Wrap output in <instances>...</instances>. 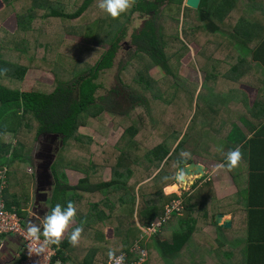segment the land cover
Returning a JSON list of instances; mask_svg holds the SVG:
<instances>
[{
    "label": "trees",
    "instance_id": "16d2710c",
    "mask_svg": "<svg viewBox=\"0 0 264 264\" xmlns=\"http://www.w3.org/2000/svg\"><path fill=\"white\" fill-rule=\"evenodd\" d=\"M168 1H174L180 5L183 0ZM93 2L94 0H82L80 3L78 0H0V19L5 17L6 11L14 12L17 21V31L13 35H6L2 27L0 28V171H3V168L6 169L3 171L5 190L6 193L9 190L7 195H10L7 198L4 196L6 206L8 209L14 205L18 207L16 192L19 193L18 190L24 183L18 168L26 161L34 143L33 140L43 134H56L57 142L61 141V145L57 159L51 166L56 179L54 204L66 205L68 201H72L76 206L77 202L88 204L95 201L96 207L94 206L92 211L96 214L100 201L104 203V211L102 207V212L99 214L103 220L97 226L98 220L92 223L91 230L83 231L76 247L70 245L66 237L62 240L56 255L61 258L62 264H104L108 258L109 249L115 250L117 254L125 252V264H134L139 259V254L131 250L136 242L145 247L148 252L147 259L144 258L142 264H190L186 259L182 260L181 255L185 251H190L189 242L195 234L194 209L197 210L196 215L207 218L210 222L213 215L212 210L210 213L212 205L208 203L210 197L207 195V186L197 188L195 193L187 198V193L184 194L183 207L191 211L186 219H181L180 215L175 214L173 228H169L167 223H162L160 230L152 234L150 238L148 237L147 241L144 236L139 240L142 231L133 219L135 201H137L135 213L139 223L141 226L148 227L154 219L163 215L165 204L178 198L174 193L164 194L163 187L174 182L172 177L179 166L185 163L181 155L183 152L190 153V160L193 156L214 158L215 161L224 159L225 152L223 155H214L200 151L198 146L210 132L214 131L216 135H219L224 124L228 126L224 115L227 116L226 107L231 105L228 104V99L223 93L224 87L217 81L223 76L227 49H230V52L237 51L240 42L243 44L245 42L243 37H253L254 22L253 20L250 22L249 18L239 13L236 0H215L211 9L207 4L208 0H200L197 9L185 7L179 29L176 27L178 15L161 17V21L166 20L167 17L173 18L170 20L176 24V38L181 31L186 41L212 45V47L208 46L209 55H204L202 52L205 49H203L200 52L203 56L196 60L199 68L204 71V81L196 95L193 115L185 127L190 117L197 85L192 83L193 92L187 94L184 91L185 87L175 82L164 81L161 86H157L160 80L155 81L147 72L151 66L160 65L171 78L176 80L179 76L175 71L170 70V66L180 58L187 49V45L183 46L182 39L177 38L181 45L166 55L164 53L166 49L162 47L161 42L163 38L160 32L161 25L155 28L154 18L147 21L140 32L132 36L135 38L136 51L143 53H135L133 57L138 62L134 66L140 68L136 69V74H132L131 79L133 78L132 81L140 85L137 87H141L139 89L142 94L133 95L132 99L135 102L141 101L143 106H149L150 97L158 99L159 103L160 98L164 96L163 92L166 93L164 97L166 101L163 100V104L161 101L156 109L160 125L157 135L160 139L156 144L146 148L144 144L152 140L150 135L152 128L145 126L146 121L145 129L141 128L143 122L139 123L140 127L128 122L125 123L118 142L109 146L97 143L92 136L79 133L78 127L86 123L88 115L95 116L101 110L99 106L95 109L96 105H93L99 87L98 78L101 72L111 66L118 42L124 36V29L118 35L116 33L112 35L110 47L104 51L101 50L102 57L92 65L89 62L92 58L90 53H98V49L84 47L90 55L86 54L84 57L86 63L83 67L78 63V68L70 74V78H73L70 85L58 79L56 85L50 90H47L48 87L45 86L32 89L25 86L23 81L28 67L38 62L33 56V53L35 54L33 48L39 43L36 42L40 31L38 27H43L44 22L51 18H64L67 19L68 30L71 31L79 25L77 22L81 18L85 16L86 19L88 18V14L85 15L84 12H88ZM147 3L149 7L147 9H155L156 5L153 1L150 0ZM68 4H72L73 8L66 12L65 6ZM139 7L146 8V0H136L132 9L137 10ZM254 13L255 11L250 12L251 19ZM236 14L238 17L235 19ZM76 20L78 21L75 22ZM99 21L103 22V19L92 20V24L96 22L100 24ZM230 25L231 28H229ZM156 31L160 32V38H157ZM64 44V40L60 39V42L53 45V51L58 48V51H66L68 46ZM42 45L44 46L45 43L42 42ZM78 61L79 59L76 60ZM87 62H89L88 65ZM55 76L59 78L61 74L56 73ZM222 93L223 96H221ZM188 103L189 106H187ZM128 117H130L129 114ZM113 118L115 121L118 120V116ZM218 121L221 127H218ZM231 125L234 126L232 123ZM7 132L15 136L14 145L2 140L3 134ZM232 133L233 130L227 131L226 135L230 136ZM180 135V140L174 146ZM227 142L226 149L229 151L234 149L238 140L232 137V140ZM60 153H63L62 161L59 159ZM57 164L59 167H56ZM65 164L83 173V177L74 185L66 183L62 170L59 172L60 166L63 167ZM160 164H162L161 167ZM158 167L160 169L152 180L142 183L135 189L142 179L151 175ZM105 168L110 169L107 179L102 177V170ZM59 178L63 181H59ZM13 186L18 190L13 189ZM64 193L66 195L63 198ZM98 193L101 195H97ZM113 198L115 203H111ZM217 204H220V201L216 202V206ZM16 210L22 216V212L18 208ZM78 214L81 213L77 210L75 218L78 222L75 226H82V217L80 218ZM105 225L111 226L113 230L111 239H105L103 234H100ZM164 230H171L170 238L161 234ZM149 244L151 248H148Z\"/></svg>",
    "mask_w": 264,
    "mask_h": 264
},
{
    "label": "crops",
    "instance_id": "0c3cea01",
    "mask_svg": "<svg viewBox=\"0 0 264 264\" xmlns=\"http://www.w3.org/2000/svg\"><path fill=\"white\" fill-rule=\"evenodd\" d=\"M258 3L259 9L255 11L253 17V37H243L245 42L244 44L243 42H240L237 51L231 50L230 52V49H227L228 54L224 57L226 62L223 66V76L219 77L217 81L219 85L224 87L225 90L223 89V93L228 99V104L231 105L228 108L226 107V115L227 113L228 115H224L225 119H238L235 120L238 121L237 125L234 121L230 122V120H228L227 124L230 129L224 124L218 137H221L225 147L228 145L227 141L232 140V137L233 139L238 140V143L234 148L237 146L240 147L242 153L241 161L237 167L233 168L231 171H227L225 177L228 179H224L222 182L219 180L218 186L215 187L206 174H214L216 165L221 163L224 159L222 161H215L213 159L203 158L202 156H193L192 160L201 163L207 168V170L203 176L197 177L198 182L196 181V183L193 184L194 181L191 180L190 183H188V186H192L191 188H193L190 192H183L180 196L177 195V199L182 202L184 194L187 193L188 197L195 193L197 188L206 185L207 195L210 197L208 203L212 205V208L210 209V213L211 210L213 213L211 222L207 218L198 216V214L196 215L197 210L194 209L195 214L193 215L198 218L197 226H195V234L189 242L191 246L190 251H185L181 255V259H186L190 264H264V0H259ZM196 68L204 74V71L199 68L198 64H196ZM203 81L204 77L201 82H192L197 85L195 97L200 90V87L203 85ZM230 114L235 117H232ZM190 118L191 117L188 118L185 127ZM144 123L145 121L142 124L143 127L141 125L142 129H145ZM231 123L234 126H232ZM114 126L115 124L113 127ZM234 128L236 129L234 130ZM148 129L150 130L149 127ZM232 130L233 133L230 136L226 135L227 131ZM49 135L52 134L50 133ZM121 135L122 133L118 139ZM210 135L214 137L216 136V133L212 131L210 132ZM180 138L181 135L175 141L174 146L178 143ZM118 139H116L114 143L103 142L99 144L113 146L118 142ZM37 141L38 138L30 149L31 151L34 148L36 151L32 153L31 157L29 154L26 161L23 162V164L26 165L25 170L28 172L29 176L25 175V179H27V181L29 180L30 183L28 185L29 192H26L24 195L16 192L18 201V204L16 205L18 207L15 205L11 206L15 209L18 208L22 212V216H19L22 218L24 225L28 220L33 219L29 216L31 209L33 212H37L40 216H43L47 212V209L55 205L54 188L56 186V179L51 166L57 159L60 145H57V143H59L57 142V137L42 149L39 147L41 141L38 143ZM146 143L144 146L149 148ZM34 144L36 147H34ZM53 145H55V148L50 150ZM45 149H49L50 151ZM51 156L53 159L49 165V176L47 174L48 172L43 171V166L44 162ZM161 165L162 164H160V167ZM160 167L155 169L151 175L142 179L135 189L138 188L139 184L141 185L142 183L152 180L154 177L153 174H157V170H159ZM61 168L70 170L73 172V175H78L75 182L72 183L65 174L64 179L66 178L65 181L69 185L76 184L77 181L83 177L82 172L74 170L70 165L65 164V166ZM106 169L109 170L110 175L109 168L103 169L102 177L104 179H107L104 177V171ZM178 170L179 168L177 171ZM60 171L61 170H59V172ZM195 179L196 178H194V180ZM59 181L63 180L60 178ZM170 184H166L165 186ZM165 186L163 188H165ZM5 189L6 185L3 187V197L6 196L7 198L10 196L7 195L9 190H7L6 193ZM99 194L101 195V193H98L97 195ZM217 201H220V204H217L216 206ZM103 204L104 203L100 201V205H98V212L100 213L102 212V207L104 211ZM183 204L184 203L182 202V205ZM76 206L81 214H86L88 213L89 208L92 207L94 209L96 207L95 201L88 204L77 202ZM184 208L185 207H183V209ZM188 210L189 215L191 211L190 209ZM216 213H224L225 216H223V219H230V227H222L215 223L213 221V216ZM133 214V219L140 228L141 225L138 217L135 216V211ZM91 218L96 219V214L92 212L91 217L88 218L89 223L82 224L84 232H86L87 229L91 230L90 225L94 223ZM95 221H97V219ZM77 222L78 221L75 218L69 231L77 224ZM217 226L223 229H220ZM110 227L109 225H105L103 226V230L111 229ZM164 231H162L161 234H163ZM102 234L104 236V231ZM149 238H145V241L149 240ZM144 249L146 250L145 258L147 259L148 252L145 247ZM20 250L21 244L18 237L15 235H5L2 237L0 239V264H18ZM200 251L206 252L203 253L205 255L203 259L199 258ZM208 253H210V256Z\"/></svg>",
    "mask_w": 264,
    "mask_h": 264
},
{
    "label": "rangeland",
    "instance_id": "374dc122",
    "mask_svg": "<svg viewBox=\"0 0 264 264\" xmlns=\"http://www.w3.org/2000/svg\"><path fill=\"white\" fill-rule=\"evenodd\" d=\"M81 1L82 0H78V3H80ZM135 1L136 0H133L132 6L121 16L117 18H110L98 9L97 0H94L92 6L89 7L88 12L87 13L84 12L85 15L88 14L87 16L88 18L86 19L85 16V18H81L79 22H77L78 20H76L75 22H77V24L79 25H77L71 31L68 30L69 23L67 19L51 18L49 20H46L44 22L43 27H38L40 31L38 32V38L36 39V42L39 43L33 48L35 51V54L33 53V56L37 58L38 62L37 63L33 62L35 65H31L28 67L23 80L24 85L28 86V88L31 87L32 89H37L38 87L45 86L48 87L47 90H50L52 87L56 85V81L58 79L64 80L66 83L70 85L73 81V78H70V74L75 72V70L78 68L77 66L78 63H80L82 67L85 65L86 62L84 57L86 56V54L88 55L92 54V58L89 61L91 63L90 65H92L93 62H95L98 58L100 59V57H102L100 54L101 50L104 51L107 48V46L111 41L112 35L114 33L118 35L123 29L125 31L123 38L124 41H126L127 43L131 41L132 44H134L135 38H133L132 36L135 35L137 32L139 33L140 29L144 24L143 19L141 17H138V14H136V12H133L134 10L132 9V7ZM214 1L215 0H208L207 4L209 6V9L212 8ZM236 1L239 5V10H240L239 13L249 18L250 22L252 20L254 22V19H251L250 12L259 9V5H258L259 0H236ZM167 3L164 4L163 7H160L159 11H161V13L160 12H159L160 14L158 13L154 25L155 28H158L161 25L160 32L163 37L162 38L163 41L161 40L162 47L166 49L164 53H166L167 55V53L170 54L171 52H173L175 50L174 48L176 49L179 48L181 43L177 40V38L182 39L183 46L187 45V49L183 52V54H181L180 58L175 60L174 63L170 66V70L175 71L176 74L179 76L178 78L176 77V80L171 78L170 74L167 73L160 65L151 66L148 69L147 73L155 81L160 80L157 86H161L164 81H168L172 83L175 82L177 84L184 86L185 87L184 91L187 92V94L188 93L191 94L194 89L192 82L194 83L201 82L202 78L204 77V74L196 68V64H198L196 60H198L203 56L200 54V52H202L203 49L205 50L202 53L206 56L209 55L210 52L208 49L209 47H212V45H208L207 43L203 45L200 42L195 43V41L192 42L186 41L185 37L181 34V31L178 32L177 35L178 37L176 38L175 29L176 27L178 29L181 27L186 6H184V0L180 5H177V3L174 1L169 2L168 4ZM71 5L72 4H68L65 6L66 12L70 11L73 8V6ZM44 10L46 11V9ZM5 13H6L5 17L0 19V28L2 27L3 33L5 32L6 35H13L14 32L17 31L16 15L14 12L7 13L5 11ZM167 15H173V16L178 15V23L176 27L174 21L170 20V18L172 17L170 18L167 17L166 20L161 21V17L165 18ZM237 17L238 14L235 15V19ZM97 18H102L103 22L99 21L100 24H97L98 22L92 24V20H95ZM107 18L108 20H105ZM229 28H231V25L229 26ZM160 32L156 31L157 38H160ZM142 33H144V31H142ZM60 39L64 40L65 43L64 45L68 46L67 50L63 51L65 53L58 51L59 48L53 51L54 49L53 45H56L57 42H60ZM42 42L45 43L44 46L42 45ZM132 44L130 43L129 47H126L124 45L123 47L127 48L126 50L119 49L117 56L113 60V64H114L113 68H109L100 73L98 78V83H101L99 87L100 89L95 94L96 97L93 105H96L95 109L97 106H99L101 110L98 112V114L96 113L95 116L88 115L86 118V123L78 127L79 133L94 137L97 143H103V142L114 143V141L118 139V137L122 133L125 123L132 122L136 126L140 127L139 123L144 121H146L145 126H149L152 128V133L150 134L152 136V140L150 143H146L148 147H150V145L159 142L160 137L157 135V133L159 132L160 125L157 114L158 111L156 109H158V106L161 104V101L162 104H163V100L166 101L164 98L166 96V93L163 92L164 94L162 95L164 96L160 98L159 103H158V99H154L150 97L149 106H143L141 101L135 102L134 99H132L133 95L140 96L142 94L141 89H139L141 87H137L140 85L138 83L135 84L132 81L133 78L131 79L132 74L133 75L136 74L135 72L136 69L140 68L134 66L138 62L133 57L135 56V53L143 54L140 53L139 51L137 52L136 46ZM84 47L96 48L98 49V53L97 52L90 53L86 51ZM55 53H57V55ZM77 59H79L78 62H76ZM89 62H87V65L89 64ZM56 73L59 75L61 74V76L57 78L55 76ZM166 89L170 90L169 88ZM113 91L116 93H114ZM221 96H223V93L221 94ZM186 101L188 102L187 98ZM195 101H196V97H194L192 107L190 109V117H192L194 112ZM187 106H189V103ZM128 114L130 117L127 118ZM230 115L232 116V114ZM117 116H118V120L117 121L113 120L114 119L113 117H117ZM224 120L226 121L230 120V122L234 121L236 125L238 124V121H235L238 119L227 118ZM218 122H219L218 127H221L220 121ZM114 124L115 126L113 127ZM222 124H223V120H222ZM33 133L34 130L32 134ZM214 137H212L210 134L205 136L204 140L200 142L198 149L203 152H210L214 155L216 154L223 155L224 152L227 153V149L223 144V140L221 139V137H218V135ZM37 138L40 139V136H37ZM37 138H35V140ZM2 140L5 141L6 143L9 142L13 145L16 142L15 136H13L11 133L8 132L3 134ZM35 140L33 141L35 142ZM58 144L59 143H57V145ZM34 147H36V145ZM33 151L34 150L29 151L30 157ZM133 158L134 157H132V159ZM59 159L61 161L64 159L63 153H60ZM56 167H59V164H57ZM3 169L6 170L5 168ZM25 169H26V165L24 164L20 165L18 168L20 178L24 180V183H22L21 188L18 190V188L13 186V189H16V191L18 190L19 194L21 195H23L24 192L27 193L29 192L28 185L30 183L29 180L27 181V179H25V175L28 176V172ZM60 170L63 171L64 176L65 174L67 175L70 182L72 183L75 182V179L78 176L77 174H74L75 175L74 177L73 172H71L70 170H65L61 168V166H60ZM215 172L214 174L209 173L206 175L208 176L212 184L215 187H217L219 180L222 182L224 179H228L225 177V175L227 174V170H217L216 168ZM137 175L139 174L137 173ZM108 176H109V170L106 169L104 171V177L107 178ZM197 180L198 178H196L195 180L194 178H192V181H194L193 184L196 183ZM188 185L189 184H185L183 187L178 188L176 192L169 193V195L174 193L175 195L180 196L182 195L183 192H190L193 188H191L192 186H188ZM139 186L140 184L138 185V187ZM163 193H164V188H163ZM65 195L66 194L64 193L62 197L64 198ZM136 200H137V196H136ZM111 203H115V198L111 200ZM135 205H137L136 201H135ZM92 210L93 208L91 207L88 209V213L78 214L80 218L82 217L81 224L89 223L88 218L91 217V214L94 211ZM136 210H137V206L134 207V211ZM99 214L101 213L96 212V217H97L96 219L98 220V222L95 221L96 219L91 218L93 222L95 223L97 222L96 226L99 224V222L103 220L100 217L101 215ZM135 216L137 217L136 213ZM193 218L195 219V226H197L198 218L195 216H193ZM174 219H175V213H171L169 219H167L163 223H167L166 225H169V228L171 227L173 228V226L175 225ZM103 231H104V237L106 238L113 237L112 228L107 230L104 229ZM162 235L164 237L170 238L171 236L170 230L164 231ZM148 248H151V244H149ZM203 253L206 252L200 251L199 253L200 259H203V257L205 256ZM208 255L210 256V253H208Z\"/></svg>",
    "mask_w": 264,
    "mask_h": 264
},
{
    "label": "clouds",
    "instance_id": "9594fccd",
    "mask_svg": "<svg viewBox=\"0 0 264 264\" xmlns=\"http://www.w3.org/2000/svg\"><path fill=\"white\" fill-rule=\"evenodd\" d=\"M132 3L133 0H97V7L108 17L117 18L125 13L132 6ZM186 4L189 5L188 0H186ZM181 155L185 163L190 160V153L183 152ZM241 158L242 153L240 147L237 146L234 149L227 151L224 155V160L217 164L216 168L217 170L231 171L233 168L238 166ZM196 166L201 168L200 165L196 164ZM158 171L159 170H157V172ZM189 173L190 171L186 173L180 167L172 177L174 183L170 186H166L164 188V193L169 194L173 190L190 183L192 176ZM155 175L156 173L153 174V176ZM76 214L77 208L72 201H68L66 205L56 203L54 206L47 209V212L43 216H40L37 212H33L32 209L30 210L29 216L33 219L28 220L25 225L22 222L24 229L22 230L21 235L27 242V251L29 256L36 258L34 260V264H41L42 260L50 259L52 246H56V248H58L62 243V240L65 238V235L69 244L73 247H76L79 244L83 227L78 225L72 227L69 231L70 226L74 223ZM141 229L145 230L144 226H141ZM107 254L110 264H125V256L123 252L117 254L115 250L109 249ZM142 262L143 257L141 258L140 264H142Z\"/></svg>",
    "mask_w": 264,
    "mask_h": 264
},
{
    "label": "built area",
    "instance_id": "2783aa9c",
    "mask_svg": "<svg viewBox=\"0 0 264 264\" xmlns=\"http://www.w3.org/2000/svg\"><path fill=\"white\" fill-rule=\"evenodd\" d=\"M4 171V170H3ZM3 171H0V238L4 235L12 234L16 235L21 241V250H20V262L19 264H34V260L36 259L33 256H29L27 251V242L22 238V230L24 226L22 224V218L17 213L14 207H10L9 209L6 206L4 197H3V187L5 185L4 174ZM183 210V205L181 200L172 199L169 203L165 205L164 213L162 216L157 217L151 223L150 226L144 227L145 230L141 231L142 234L139 236V240L144 236L146 238L150 237L152 234L157 232L160 229L161 224L166 221L171 213L180 214ZM60 247L56 248V246H52V254L50 259L42 260L41 264H62V260L59 257H56L57 251ZM132 251H135L139 254V259L136 264H140L141 258L146 257V250L144 247L140 246L137 242L133 245ZM126 261V253L123 252ZM104 264H110L109 257L106 259Z\"/></svg>",
    "mask_w": 264,
    "mask_h": 264
},
{
    "label": "water",
    "instance_id": "95a60500",
    "mask_svg": "<svg viewBox=\"0 0 264 264\" xmlns=\"http://www.w3.org/2000/svg\"><path fill=\"white\" fill-rule=\"evenodd\" d=\"M188 4H186V0H184V6L186 7H189V8H192V9H197L199 7V4H200V0H188ZM57 137L56 134H52V135H41V139H38L37 143L39 141H41L39 144H40V149L44 148V146L48 145L49 142H51L52 140H54L55 138ZM36 143V144H37ZM59 145H61V141H59ZM58 145V146H59ZM58 148V147H57ZM34 150V148L32 149ZM36 150H34L33 152H35ZM53 157H49L48 160H46L44 162V166H43V171H46L48 172L47 174L50 176V169H49V165L52 161ZM197 165H200L201 168L197 167ZM182 168L186 173L190 171V175L192 176V178H197V177H200V176H203L207 170V168L202 165L201 163L199 162H196L194 160H190L188 161L187 163H184L183 165H180L179 168ZM189 213V210L184 208L180 214V217L181 219H186L187 215ZM223 216H225L224 213H216L214 214L213 216V221L219 225H221L222 227H230V219L228 218H224L223 219Z\"/></svg>",
    "mask_w": 264,
    "mask_h": 264
},
{
    "label": "flooded vegetation",
    "instance_id": "af4514ba",
    "mask_svg": "<svg viewBox=\"0 0 264 264\" xmlns=\"http://www.w3.org/2000/svg\"><path fill=\"white\" fill-rule=\"evenodd\" d=\"M148 1H150V0H146V8H142V7H139L137 10H135V11H133V12H136V14H138V17H141L142 19H143V21H144V24H143V26L142 27H144L145 25H146V23H147V21H149L151 18H154V19H156V17H157V15H158V13L159 12H161V11H159V9H160V7H163L164 6V4H166L167 3V0H159V1H157V0H151V1H153L154 2V4L156 5V7H155V9L153 10V9H147V8H149L148 7ZM168 3H169V1H168ZM167 3V4H168ZM160 14V13H159ZM138 33V32H137ZM124 36L120 39V41L118 42V45H117V47H116V55L113 57V59H112V64H111V66L109 67V68H113V60L115 59V57L117 56V54H118V52H119V49H127V48H124L123 46L125 45L126 47H129L130 45V43L132 44V42L130 41V42H126V41H124ZM132 39V38H131ZM125 42V43H124ZM127 44V45H126ZM132 45H134L135 46V44H132ZM110 46L108 45L107 46V48L106 49H108ZM108 68V69H109ZM105 70H107V69H105ZM100 84L101 83H99V87H100ZM98 87V89H97V91L96 92H98L99 91V88ZM114 92V91H113ZM114 93H116V92H114ZM53 148H55V145H53L51 148H50V150L51 149H53ZM45 150H48V151H50L49 149H45Z\"/></svg>",
    "mask_w": 264,
    "mask_h": 264
},
{
    "label": "bare ground",
    "instance_id": "6f19581e",
    "mask_svg": "<svg viewBox=\"0 0 264 264\" xmlns=\"http://www.w3.org/2000/svg\"><path fill=\"white\" fill-rule=\"evenodd\" d=\"M173 184V183H172ZM172 184H170V185H172ZM170 185H167V186H170ZM166 187V186H165ZM178 190V188L177 189H175V190H173L172 192H174V191H177Z\"/></svg>",
    "mask_w": 264,
    "mask_h": 264
}]
</instances>
